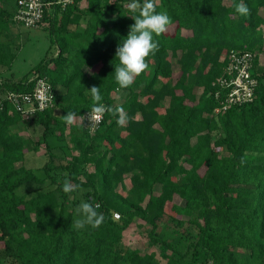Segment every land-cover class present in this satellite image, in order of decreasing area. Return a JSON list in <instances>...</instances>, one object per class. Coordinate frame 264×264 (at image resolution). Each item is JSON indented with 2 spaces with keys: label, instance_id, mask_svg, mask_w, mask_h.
Listing matches in <instances>:
<instances>
[{
  "label": "trees",
  "instance_id": "1",
  "mask_svg": "<svg viewBox=\"0 0 264 264\" xmlns=\"http://www.w3.org/2000/svg\"><path fill=\"white\" fill-rule=\"evenodd\" d=\"M16 1L0 0V264H264V0H243L247 17L241 0H155L172 24L124 89L115 52L134 24L131 0H44L49 46L19 78L14 41L1 39ZM234 51L253 53L257 85L223 109L216 79ZM36 75L54 102L26 113L7 96L31 93ZM92 86L124 109L125 126L111 113L94 129L61 119L91 111ZM65 178L79 189L65 194ZM81 202L104 214L99 227H73ZM137 220L158 252L123 242Z\"/></svg>",
  "mask_w": 264,
  "mask_h": 264
},
{
  "label": "clouds",
  "instance_id": "2",
  "mask_svg": "<svg viewBox=\"0 0 264 264\" xmlns=\"http://www.w3.org/2000/svg\"><path fill=\"white\" fill-rule=\"evenodd\" d=\"M127 8L134 20V24L129 26V32L126 38L117 46L115 58L119 63L114 66L115 81L120 89L130 87L135 78L141 75L149 68L147 58L155 55L159 51V42L154 39L168 31L172 24L171 17L167 12L156 11L155 0H131ZM235 11L241 16H249L250 8L241 0L235 5ZM93 106L88 112L87 117L75 112L69 111L62 115L61 119L69 126L77 123L84 124L85 119L89 121V126L94 127L101 121L105 113H111L118 116L117 124L125 126L128 122V116L122 107H111L102 103L103 97L100 94V87L92 86L89 90ZM65 177L67 174L65 173ZM79 185H74L69 179L65 178L62 184V191L70 194L79 189ZM98 206L89 202H81L75 209L77 218L72 221L75 229H84L86 226L92 228L99 227L104 222V214L97 211Z\"/></svg>",
  "mask_w": 264,
  "mask_h": 264
},
{
  "label": "built area",
  "instance_id": "3",
  "mask_svg": "<svg viewBox=\"0 0 264 264\" xmlns=\"http://www.w3.org/2000/svg\"><path fill=\"white\" fill-rule=\"evenodd\" d=\"M72 2L73 0H57L56 4L66 6ZM49 5L50 2L44 0H17L13 18L16 23L27 28L40 27L44 23L45 9ZM237 53L234 51L229 55V61L224 68L225 75L216 79L219 87L227 89L223 100V109L229 105L250 102L254 97L257 79L250 73L253 53L249 51ZM218 95L219 93H216V96ZM7 97L18 109H22L26 113L51 107L54 102L51 84L47 78L38 75L35 76L34 88L31 93H9ZM87 115L88 113L85 114V117ZM99 123L100 121L94 127H90L88 119H85V125L91 129L96 128Z\"/></svg>",
  "mask_w": 264,
  "mask_h": 264
},
{
  "label": "rangeland",
  "instance_id": "4",
  "mask_svg": "<svg viewBox=\"0 0 264 264\" xmlns=\"http://www.w3.org/2000/svg\"><path fill=\"white\" fill-rule=\"evenodd\" d=\"M3 41H14L16 48V59L11 65V70L14 72L15 77L19 78L22 75L29 73L30 69L36 65L39 60L45 56L49 46L48 31L41 25L40 27L27 28L21 24L12 25L7 32L2 34ZM54 53L56 49L52 50ZM175 68H178L175 66ZM200 91V89L198 90ZM167 101L163 103L165 107ZM22 130V133L27 136L30 132ZM42 153V151L40 152ZM40 153L29 155L26 162L30 166L40 164ZM180 203H183L182 201ZM123 242L131 248H137L142 252H158L156 247H151L146 237V230L143 223L137 220V225L127 228L123 234ZM161 264L164 261L159 258ZM10 264V262H6Z\"/></svg>",
  "mask_w": 264,
  "mask_h": 264
},
{
  "label": "crops",
  "instance_id": "5",
  "mask_svg": "<svg viewBox=\"0 0 264 264\" xmlns=\"http://www.w3.org/2000/svg\"><path fill=\"white\" fill-rule=\"evenodd\" d=\"M48 23L47 22H44L43 25H47Z\"/></svg>",
  "mask_w": 264,
  "mask_h": 264
}]
</instances>
